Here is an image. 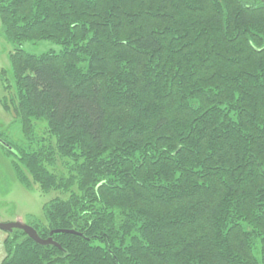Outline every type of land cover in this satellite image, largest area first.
<instances>
[{"label":"trees","instance_id":"1","mask_svg":"<svg viewBox=\"0 0 264 264\" xmlns=\"http://www.w3.org/2000/svg\"><path fill=\"white\" fill-rule=\"evenodd\" d=\"M0 17L24 139L3 149L25 186L69 193L30 224L59 246L15 229L1 264H259L258 242L264 264L262 1L0 0ZM43 40L63 49L22 48Z\"/></svg>","mask_w":264,"mask_h":264},{"label":"rangeland","instance_id":"2","mask_svg":"<svg viewBox=\"0 0 264 264\" xmlns=\"http://www.w3.org/2000/svg\"><path fill=\"white\" fill-rule=\"evenodd\" d=\"M18 47L20 45L11 43L5 37L0 17V134H3L10 142L23 145L24 139L20 125L11 103L12 97L15 96V89H5V85L14 83L10 56ZM22 48L34 54H42L51 50L59 52L63 49L61 45L46 40L26 41L22 44ZM5 96L12 106L9 110L4 109L1 102ZM45 125L44 120L37 121L39 136L47 135ZM13 161L14 156L6 153L0 143V222L11 223L21 219L27 224H32L34 220L45 221L44 204L56 196L67 198L69 193L56 190L43 192L39 183L35 182L31 187L25 186L16 174ZM64 169L59 161L55 170L61 173ZM0 233L6 232L0 230ZM254 253L259 264H262L260 242L256 243Z\"/></svg>","mask_w":264,"mask_h":264},{"label":"water","instance_id":"3","mask_svg":"<svg viewBox=\"0 0 264 264\" xmlns=\"http://www.w3.org/2000/svg\"><path fill=\"white\" fill-rule=\"evenodd\" d=\"M264 3V0H260ZM0 143L5 146L8 147L9 149L12 147L10 144H8L6 141H4L3 139L0 138ZM0 229L2 231H5L6 233H11L13 232L15 229H21L23 230L30 238H32L34 241H36L37 243L41 244V245H49V244H54L59 246L58 244H56V242L53 240L52 237H48V238H42L38 231L31 226L30 224L25 223L23 220L18 219L15 222H11V223H2L0 222ZM61 230H55L53 232H59ZM65 232H74L72 230H63ZM52 232V233H53Z\"/></svg>","mask_w":264,"mask_h":264},{"label":"crops","instance_id":"4","mask_svg":"<svg viewBox=\"0 0 264 264\" xmlns=\"http://www.w3.org/2000/svg\"><path fill=\"white\" fill-rule=\"evenodd\" d=\"M6 237H7V233H0V264H1L3 258L5 257V254H6L5 248H4V242H5Z\"/></svg>","mask_w":264,"mask_h":264}]
</instances>
